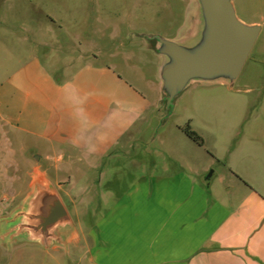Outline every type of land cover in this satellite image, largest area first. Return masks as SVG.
Instances as JSON below:
<instances>
[{
	"label": "crops",
	"instance_id": "crops-1",
	"mask_svg": "<svg viewBox=\"0 0 264 264\" xmlns=\"http://www.w3.org/2000/svg\"><path fill=\"white\" fill-rule=\"evenodd\" d=\"M38 24L33 39L23 38L33 48L19 54L5 49L2 68L9 75L0 84V133L6 139L10 132L29 137L44 148L22 201L37 180L57 189L75 224L66 251L86 247L98 264H264V133L261 140L242 133L215 154L219 168L207 179L204 169L169 145L159 149L162 161L140 170L134 165L132 179L109 176L112 161L140 138L156 103H162L160 82L156 76L152 99L116 64L100 60L120 61L118 53L102 47L61 78L36 47L63 25L44 14ZM144 38V52L157 58L151 66L157 75L161 58ZM111 40L124 41L114 35ZM43 158L56 164L53 180L42 168ZM77 166L81 177L61 180V170ZM87 216L96 218L94 225H85Z\"/></svg>",
	"mask_w": 264,
	"mask_h": 264
},
{
	"label": "rangeland",
	"instance_id": "rangeland-1",
	"mask_svg": "<svg viewBox=\"0 0 264 264\" xmlns=\"http://www.w3.org/2000/svg\"><path fill=\"white\" fill-rule=\"evenodd\" d=\"M192 1L0 0V84L9 75L2 68L6 47L18 54L30 49L29 46L33 48V42L26 45L23 38H34L35 29L44 14L58 20L63 28L55 33L54 38L43 37L45 44L40 49L36 47V52L39 51L59 77L69 76L90 61L92 54L102 47L109 54L118 53L120 61H112L108 56L100 60L116 64L125 78L153 99V84L157 87L159 84L151 66L157 58L144 52L143 48L148 43L144 37L178 38L190 25ZM233 2L242 21L262 26L238 79L233 84H192L176 100L170 112L165 102L160 104L158 101L141 129L140 141L130 140L132 147L129 142V146L124 147L119 157L112 161L116 166L109 176L132 179L137 173L134 165L138 164L140 170L147 162L162 161L159 149L169 145L204 169L203 179H207L214 169L219 168L212 157L226 151L242 133H253L261 140L264 133V0ZM113 35L126 42L111 40ZM123 44L125 50L121 47ZM130 47L135 49L130 52ZM188 124L203 144H194L183 134ZM151 140L154 142L146 151ZM163 140L165 144H162ZM34 142L13 132L8 139L0 133V221L23 205L30 182L29 173L39 157L46 155L40 152L44 149L42 145L37 149ZM44 158L42 168L53 180L56 164H48ZM60 176L61 180L81 177L80 166L74 170H61ZM84 222L90 227L96 218L87 216ZM92 257L86 247H71L67 252L61 247H44L38 243L9 244L0 241V264H98Z\"/></svg>",
	"mask_w": 264,
	"mask_h": 264
},
{
	"label": "water",
	"instance_id": "water-1",
	"mask_svg": "<svg viewBox=\"0 0 264 264\" xmlns=\"http://www.w3.org/2000/svg\"><path fill=\"white\" fill-rule=\"evenodd\" d=\"M193 3L190 25L179 38L147 36L161 58L157 78L169 112L192 84H233L262 30L260 24H248L238 17L233 0ZM0 224L3 243L60 245L65 250L67 237L75 229L57 189L41 180L36 181L23 205Z\"/></svg>",
	"mask_w": 264,
	"mask_h": 264
},
{
	"label": "trees",
	"instance_id": "trees-1",
	"mask_svg": "<svg viewBox=\"0 0 264 264\" xmlns=\"http://www.w3.org/2000/svg\"><path fill=\"white\" fill-rule=\"evenodd\" d=\"M183 131L185 132V134H186L189 138H191L192 140H194L196 143L203 144V142H202L200 136H199L195 131H193V130L191 129L190 124H188L187 127H185V128L183 129Z\"/></svg>",
	"mask_w": 264,
	"mask_h": 264
}]
</instances>
